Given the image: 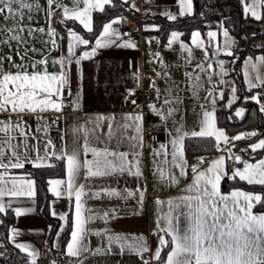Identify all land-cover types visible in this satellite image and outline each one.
I'll return each mask as SVG.
<instances>
[{
  "label": "crops",
  "instance_id": "0c3cea01",
  "mask_svg": "<svg viewBox=\"0 0 264 264\" xmlns=\"http://www.w3.org/2000/svg\"><path fill=\"white\" fill-rule=\"evenodd\" d=\"M28 2L32 3L33 7L31 10L24 9V17L22 21L20 20L19 15L16 16L15 20L9 19L7 21L4 20L3 16H0V27L13 28L21 22L25 26V30L19 33L22 37L21 41L10 40L9 37L13 34L12 32L0 34V58H3L2 62H0V72L15 73L18 69L13 65L23 64L26 66L29 73L33 71H42L45 67L48 73H59L60 64L54 63L53 61H57L60 57H67L68 55V44L70 39L68 29L72 28L77 34L89 41L91 40V36L89 35L90 32H88L79 21L73 19L65 18V23H60L59 21L62 18V10L55 8H53L55 16L49 24L47 22L45 12V9L48 8L47 0H28ZM63 3L69 8L72 7L71 0H63ZM246 3L251 6L253 4V0H246ZM37 4L39 5V8L36 7ZM132 4H134L135 8L139 9V11L133 9ZM13 7H16V5L14 4ZM82 7L83 5H81V8ZM129 7L136 14V17L141 19L143 34L136 38L123 37L121 35L122 39L118 41V43L131 40L137 45V47H116L115 45H111L105 48H99L91 59L83 60L80 65H76L75 63L70 64L67 71L68 84L63 87L60 98L63 100L67 96L68 88L72 87L75 92V97L77 93H79L80 106L76 110H74L73 105L70 109H65V105L63 103L62 111H64V114L60 124H55L53 122L58 113H54L52 111L41 113L43 119H37V116L34 114L24 115L23 119L28 126L25 129L28 134V147L26 150L27 158L34 160L37 155H45V146L48 141H51V145L47 148L49 157H51L52 152L59 155L62 149L72 145L73 140L77 135L81 137L79 143L83 145V137L85 135L83 130L85 128L89 130V138H92L91 129L94 127V120L96 117H114V120L111 121L113 124L112 139L109 140L107 137L109 121H102L100 122L101 127L96 129V132L101 136V140L100 142H96L93 139V146L102 149L105 147L104 141H108L107 147L110 150H116L117 141H120L119 151L141 152L140 160L142 162L144 178L138 179L132 175L124 173L117 176L91 177L87 180L81 177L78 180L79 184L85 185L84 194L82 195L83 207L85 209L92 210L91 213L85 212L84 216L92 215L94 217L84 225L87 230L85 243H87L90 250H95L97 247H108L107 235L109 234H120L124 240L127 241V244L133 245L139 243L138 240H133V237L138 238L143 236L146 238L149 248V251L143 254V259L150 260L156 247L158 246V236L154 234L157 228V217L162 216L168 211L167 204L156 205L154 202L155 199L160 198L167 201L169 198L182 195L180 190L192 180L193 174L191 172V166L196 164L199 158H203L204 162L200 166V169L204 170L211 165L213 160L217 159L220 155H225V169L230 173L233 168L242 169L243 164L229 160V153L224 151V149L231 148V153L234 155H237L240 151H242V149H247L251 152L252 150L249 145L245 148L236 147V140L234 144L235 147H232L231 145L224 149L220 148L221 150L218 151L215 146L214 151L210 153H195L187 155L184 146V158L187 160L188 165L187 177H180V169L171 168L170 165L163 166L165 168H170L172 173L179 177L178 185L169 186L165 183H161L156 177H154L153 173L156 167L154 161L160 162L164 159L163 155L154 156V150L160 151L161 153H168L167 159L168 161H171V152L173 151V147L170 141L177 136V129H181V133H188V135L184 138V145L186 137L191 136L193 131H200L204 111H214L215 127L216 129L223 130L227 137H235L240 135V133L232 136L224 127H221L217 123L216 111L221 103V100L224 98L226 90V83L220 85L222 80L220 73H212V83L217 85V83L219 84L220 82V84L218 87H215V90L212 92L213 95L210 98L202 100L188 98L185 91L188 86V81L185 80L182 81V83L177 82L174 87L169 86L170 84H173L171 82L167 83L164 76L165 73L162 71L165 66L164 63L166 62H164L163 55H168V50L166 49L167 43L162 45L158 41L155 48L150 47V41L152 37L155 36V34L150 31L157 29V27L154 26H158L157 23L153 21L154 18L158 16L166 17L162 14L166 11L176 14L177 17L180 16L179 0H130ZM263 7L264 6L261 5H255L257 14L262 15ZM96 11L99 10L95 9L91 13L92 28H94V13ZM192 11L193 0L191 12ZM121 16L122 15L115 16L105 23H108L111 20H120ZM115 24H113L112 27L117 29ZM28 27L33 29L44 28L45 32L42 33L35 31L32 35H29L27 31ZM49 27L55 29V32L57 33L56 36L49 37L47 34V29ZM223 29L225 28L222 27L221 29L208 30V32H217L216 38L211 43H209L207 34L203 35L199 30H193L187 38L189 47L190 43L192 45V47H190L191 49H188V52L192 53L195 52V50L198 51L200 48H205L206 54L210 58L214 57L213 53L217 51V48L223 49L226 43V38L223 36ZM173 30L179 31L178 33L182 34L179 35V37H183L182 30L174 28L171 31ZM101 31L102 28L100 32ZM193 32H199L201 34L200 37H198V40L201 42L200 47H197L196 43L193 42ZM99 33L96 37L99 36ZM170 33L166 39L167 42L171 36ZM96 37L93 42L89 43V45L78 46L75 50V55L80 56L83 51H90L95 45ZM229 37H231L233 41L230 42L232 50L234 38L230 33ZM52 40L56 41L55 45L52 44ZM161 50H164L163 54ZM17 52H19V55ZM155 53H159L158 58L154 55ZM9 56L12 58L11 61L7 59ZM260 56H264V53L247 55L242 61L243 78L245 85L248 88V83L245 80L244 62L249 57H252V62L256 63V58ZM21 57H23V59H21ZM220 57H223L225 61L229 63V59L223 51H220L219 54L212 59L217 60ZM42 60L46 61V64L37 63ZM33 64L36 65L35 68L32 67ZM184 68H181L183 71L185 70L184 72L182 71L183 75L181 76L184 77V75H186V78H188L187 68ZM225 69H227V65L225 66ZM137 71L141 75V79L139 81L133 77V73ZM247 71L253 77V83H256L254 79L256 75L255 70L249 66ZM259 71L261 75H264V66H259ZM158 73L160 75H157ZM223 78V81H226V75H224ZM153 82L155 83V89L159 90V92H157L159 96L158 101H147L146 103H141L139 106L129 110L124 108L125 95L129 89L150 88L153 87ZM138 84L139 86H137ZM221 92L223 93L222 97L220 95ZM254 96L258 97L260 107L264 105V92L261 95L256 93ZM53 99L55 100L57 97L54 96ZM213 99L216 101L215 104L212 103ZM165 100L169 103L166 104ZM149 105H155L156 111L150 109ZM143 106L147 109L151 120L154 122L155 129L159 134V140L156 143L148 145L146 143L143 130V147L133 149L132 145L135 144V141H129L126 137L136 134L134 128L129 127L125 130L123 127L119 126L125 123L122 119L125 115L140 114L143 118L141 124L144 129L145 117ZM169 109L173 110L172 115L170 116L167 115ZM16 119L17 117L14 113L0 112V121H16ZM38 128L40 131H37ZM77 129H80L79 133H77ZM14 134L17 138L16 140H13V143L17 144L22 138L19 136L18 132ZM0 135H2V133H0ZM33 136H35V139L32 138ZM213 138L215 140V137ZM258 141L259 140L251 144L257 143ZM220 142H223V140ZM161 144L165 145L163 149L160 148ZM17 151L20 154V159L24 160L25 149L21 147ZM10 154V151L7 150V147L5 146L4 163H8V157ZM262 156L264 157V154ZM83 158L91 160L92 155L89 153ZM128 159L132 160V155H130ZM256 161H258V158L254 159V157H252L249 162L255 163ZM47 162L56 164V162L62 161L49 158ZM27 166H30V168L34 167L32 164L26 162L23 168H9L7 170V177L5 178L7 181L6 184H0V186L5 187L6 189H11L13 187L12 178H15L17 181L15 190L28 192L29 188L26 181L31 179L35 182L34 188L32 189L34 191L33 196L22 195L18 197H4V202L6 204L9 200H12L13 203L11 209H8L4 214H0V220L3 221V217L7 213L13 214L14 221L10 224L9 230L12 227H15L19 230L20 234L15 236L13 242L9 239L11 233L8 230L6 240H4L1 236L0 243L11 246L28 258L31 257L27 255V252L16 248L15 243L31 245L32 249H35L36 251H38L41 247L46 246L54 254L63 253L66 250L67 242L70 240L71 221L75 211V194L73 193L72 198L69 199L67 191L65 190L66 185H50L49 181L66 180L64 164L63 170H61L58 174L50 176L48 180L49 189L50 187H54L57 191L62 193L58 198L49 190L51 197L47 205L48 214L53 218L54 223L48 222L40 213L36 180L28 171ZM4 171V169H0V173ZM223 179L221 180L219 186L222 193L227 194L233 189H241L245 192L262 195L259 191L241 187H235L228 191H224L222 189ZM138 188L147 189L143 209H141L138 205L137 197L134 196L127 200L122 198L126 195L125 189L135 192ZM104 189H114L120 193V196H109L105 193ZM96 193H99V196L95 195ZM258 204L259 203L255 204L252 212L255 214H264V210L258 208ZM17 207L24 209L32 208L34 211L26 212L17 217L14 212V209ZM113 210H115V212H113ZM53 211L58 215L62 213L68 214V224L65 226V229L60 234L59 238H57L56 233L59 231L60 225L64 222L58 219V215L54 217L51 214ZM104 212L109 213L107 220L101 218L103 217ZM134 213H139V215ZM113 215L115 218H112ZM49 225H51V229H49ZM105 229L109 230L107 234H105ZM97 232L101 233V235H96ZM166 239H169V237H166ZM124 240H122L121 243H123ZM55 243L59 244V248L53 247ZM32 249H29V251ZM165 250L166 249L162 250L161 255L166 257L168 249L164 253ZM70 258L73 264H81V261H83V264H142L141 256L129 251L127 248H125L124 252L121 253L120 244L118 243H113L111 245V252L92 254V251H90L79 257L70 256Z\"/></svg>",
  "mask_w": 264,
  "mask_h": 264
},
{
  "label": "snow or ice",
  "instance_id": "6c2138e0",
  "mask_svg": "<svg viewBox=\"0 0 264 264\" xmlns=\"http://www.w3.org/2000/svg\"><path fill=\"white\" fill-rule=\"evenodd\" d=\"M130 0H123L124 4H128ZM244 5L245 16L249 14L256 20L262 19L261 15L257 14L255 5L264 6V0H253V4L250 6L246 3V0H241ZM16 7H13V5ZM72 7L69 8L63 3V0H47L48 8L45 9L47 22L50 24L55 16V9L62 10V18L60 23H65V18L79 21L88 32H92L91 26V13L93 10L98 9L101 12L105 11V5L112 6L113 0H71ZM81 5L83 7L81 8ZM180 12L179 15L191 14L192 0H179ZM33 7L32 3L28 0H0V16H3L4 20H15L19 15L20 20H23L24 9ZM39 8V5H36ZM132 8L136 11L132 4ZM169 20H176L177 15L170 12L162 13ZM30 18V17H29ZM119 20H111L108 23H104L102 31L95 39V45L90 51H83L80 56L75 55V50L80 45H89L90 41L77 34L72 28L68 29L69 44L67 57H60L59 60L53 61L60 64L59 73H48L46 67L42 71H33L29 73L26 66L13 65L18 70L15 73L0 72V112H10L16 114V121H0V169L5 171L0 173V184H6L7 170L9 168L19 169L23 168L24 164L30 163L35 168L54 167L52 163H48V159H54L62 161L66 172V180H50V185H66V191L69 199L75 194V211L71 221L70 240L67 242L65 255L79 257L84 253L92 251V254H100L101 252H111V245L113 243L120 244L121 253L125 248L129 251L141 256L142 264H151L150 260L143 259V254L149 251L146 238L143 236L133 237V240H138V244H127L120 234L107 235L108 247H97L95 250H90L85 238L87 236V230L84 225L92 220V215L84 216L85 212L91 213V209H85L83 207L82 195L84 194L85 185L79 184L78 180L83 177L88 179L91 177H105V176H117L127 173L138 179L144 178V172L142 169V162L140 160L141 152H125L119 151V143L117 141L116 150H110L107 147L108 141H104V148H97L93 146V139L96 142H100L101 136L96 132V129L101 127L102 121H109L107 137L112 139L113 137V124L114 117H96L94 120V127L91 129V137L89 138V130L84 129V143L81 145L79 135L73 140L70 147L62 149L58 155L55 152L51 153L49 157L47 148L51 145V141L45 146V155H37L36 158H27L28 147V134L26 132V122L24 121V115H36L37 119H43L41 113L52 111L54 113L62 112L63 100L60 98L62 89L68 84V66L72 63L80 65L83 60L91 59L99 48H105L111 45L116 47H131L136 48L137 45L131 41H123L118 43L122 39L121 33L112 27L113 24L119 23ZM158 27V26H154ZM222 27V25H221ZM25 30V26L21 22L13 28L0 27V34L6 32H12L9 37L10 40L21 41L22 37L20 32ZM147 30V29H146ZM28 34L32 35L35 31L45 32L44 28L33 29L27 28ZM49 37L56 36L54 28L49 27L47 29ZM182 35L181 33L172 32L168 46L170 47L176 38ZM199 32L192 33L193 42L197 47L201 46V42L198 40L200 37ZM209 43H211L217 36V32L209 31L207 33ZM223 36L226 38V43L223 49L217 48V51L213 55H218L220 51H223L226 56H233V52L230 47L232 38L229 37L227 29H223ZM53 45L56 44L55 40L51 41ZM151 42V41H150ZM181 47H186L183 43ZM34 51V49H33ZM19 55V52H17ZM157 58L159 53L154 54ZM3 58H0L2 62ZM11 61V56L7 57ZM23 59V57H21ZM256 63L252 62V57L245 60V80L248 83L249 90L258 87H264V75H261L259 66H264V56L256 58ZM39 64H46V61L42 60L37 62ZM131 63V62H130ZM225 61L219 60L218 66L220 67V75H227V70L224 68ZM35 64L32 65L35 68ZM249 66L255 70L256 75L254 77L256 83H253V77L249 74L247 69ZM203 71H207L212 68V64H207V69H204L202 65H197ZM157 75H160L159 73ZM190 76V74H188ZM134 79L139 81L141 79L140 73L137 71L133 73ZM198 79V78H197ZM212 81V76L209 75V82ZM221 83H227L221 80ZM139 86V84L137 85ZM153 88L155 89V83L153 82ZM159 92L158 89H156ZM232 93L236 92L235 86L231 88ZM135 90L129 89L127 97L134 95ZM71 94V93H70ZM209 95H212L210 91ZM221 97L223 93H220ZM57 99H53V97ZM252 100L259 103L257 96H252ZM135 101H133L134 103ZM215 99L212 103L215 104ZM165 103H169L165 100ZM234 100H230L228 107H231ZM80 106V96L77 93L73 100L74 110ZM149 108L156 111L155 105H149ZM264 112V105L260 109ZM172 109H169L167 115H172ZM244 109H239L236 112L237 116H242ZM160 114V113H157ZM58 120L59 117L57 116ZM122 119L125 121L123 127L125 130L129 127L134 128L135 135L126 137L129 141H135L132 145L133 149L143 147V127L141 124L142 115L140 114H127ZM55 122V121H53ZM202 126L200 131H193L191 136L193 137H215L216 148L220 151V141L227 145L230 140H240L247 136L256 135L255 132L248 134H241L235 137H227L223 130L216 129L214 123V111H204ZM37 131H40L38 128ZM77 133L80 129L76 130ZM19 134L22 138L17 144L13 143L16 140V135ZM188 133H181V129H177V136L173 138L170 143L172 144L173 151L171 152V161H168V153H161L154 150V156H164V159L160 162L154 161L156 164L154 170V177H156L161 183H165L169 186H176L179 184V177L174 175L170 168H165L163 165H170L171 168H179L180 177H187V160L184 158V145L183 141ZM35 139V136L32 137ZM5 146L10 151L8 157V163H4L5 159ZM23 147L25 149V159H20V154L17 151ZM165 145L161 144L160 148L163 149ZM232 147H235L233 144ZM252 152H256L258 149H264V139H260L257 143L249 145ZM229 153L228 159L237 163H242L243 168H233L231 172L225 169V155H220L217 159L211 162V165L204 170L200 169L203 164V158H199L197 163L191 166V172L193 174L190 183L186 184L180 191L182 195L169 198L167 201L160 198L155 199L156 205L168 206V211L162 216H158L156 220V234L158 236V246L156 247L152 260L158 262V264H264V214H255L252 212L256 203L264 204V196L260 194H254L252 192H245L241 189H233L230 193H222L220 191V182L223 178L227 177L230 180H238L246 182L248 185H260L264 186V158L259 159L255 163L243 160L241 156L231 153V148L224 149ZM247 151V149H242ZM89 153L92 155V159H84ZM132 155V160L128 157ZM16 179L12 178L13 187L6 189L0 186V214H4L8 209L12 208V200H9L7 204L4 202L5 196L18 197L22 195L33 196L34 181L28 179L26 181L29 191H17L15 190ZM58 198L61 196V192L56 188L50 187L49 189ZM105 193L109 196H120V193L114 189H104ZM126 195L122 198L127 200L131 197H137V203L143 209L146 200V188H138L135 192L125 189ZM95 195L99 196V193ZM34 211L32 208H20L14 209L17 217L23 215L26 212ZM115 212V210H113ZM54 217L58 214L54 211L51 213ZM139 215V213H134ZM109 217L108 212H104L103 219L107 220ZM112 218H115L113 215ZM58 219L64 223L60 225L59 231L56 235L59 238L60 234L64 231L65 226L68 224V214L62 213L58 215ZM163 222V223H162ZM0 224L3 221L0 220ZM51 229V225H49ZM10 240L14 242L15 236L20 234L19 230L12 227L10 230ZM109 232L105 229V234ZM96 235H101L97 232ZM169 237V239H166ZM124 240L123 243L121 241ZM15 247L21 251L27 252V255L31 257L30 264H36L38 251L32 249L31 245L15 243ZM53 247L59 248V244L55 243ZM29 249H32L29 251ZM163 249H168L166 257L161 255ZM52 264H56L53 260ZM83 264V261H81Z\"/></svg>",
  "mask_w": 264,
  "mask_h": 264
},
{
  "label": "trees",
  "instance_id": "16d2710c",
  "mask_svg": "<svg viewBox=\"0 0 264 264\" xmlns=\"http://www.w3.org/2000/svg\"><path fill=\"white\" fill-rule=\"evenodd\" d=\"M118 15H126L132 18L136 14L131 10L128 4H124L123 0H113L112 6L106 5L105 11H96L94 13V28L89 33L91 36L90 42L100 32L102 25L108 20ZM262 19L256 20L251 15L245 16L244 5L241 0H193V11L191 14L178 16L176 20H169L166 17L158 16L154 18L157 23V29L151 30L157 37L160 44H165L170 31L178 28L183 31V37L188 38L193 30H199L203 35H206L210 29H221L224 27L234 38L232 47L233 56H227L229 59L226 79H232L237 92V99L228 107L226 103L227 87L224 98L216 111V120L218 125L224 127L230 135L240 133H253L256 135L250 136L249 139L236 140V147L245 148L251 143L264 139V112L260 109V104L251 97L256 93L261 95L264 92V87L249 88L245 85L242 73V61L247 55L264 53V7L261 15ZM222 25V27H221ZM244 109L242 116H237L236 112ZM216 141L213 137H193L188 136L185 139V150L187 155L195 153H210L214 151ZM254 159L261 157L264 154V149H258L252 152ZM54 167L35 168L28 167V171L34 176L37 185V197L40 205L41 215L50 223H54L53 218L48 214V201L51 197L48 180L49 177L58 174L63 170L62 162H56ZM235 187H241L249 190H256L264 196V186L248 185L246 182L230 180L225 177L222 181V189L228 191ZM258 208L264 210V204H258ZM14 221L13 214L7 213L3 217L1 225V236L6 240V234L10 224ZM7 243V242H6ZM9 244V243H7ZM11 247V246H10ZM12 256L15 260L26 258V256L14 248H12ZM167 249L164 251V253Z\"/></svg>",
  "mask_w": 264,
  "mask_h": 264
},
{
  "label": "built area",
  "instance_id": "2783aa9c",
  "mask_svg": "<svg viewBox=\"0 0 264 264\" xmlns=\"http://www.w3.org/2000/svg\"><path fill=\"white\" fill-rule=\"evenodd\" d=\"M119 23H116L115 26L123 37L136 38L143 34V26L140 18H132L128 16H121ZM158 39L156 36L152 37L150 42V47L155 48L157 46ZM135 90L134 95L127 97V93L125 95V109H132L136 106H139L141 103H146L147 101H158L159 96L153 87L150 88H133ZM71 93V94H70ZM75 98V92L72 87H69L67 90V96L63 99V103L65 105V109H70L73 105V100ZM133 101H135L133 103ZM144 112V136L146 143L153 144L159 140V134L155 129L154 122L151 120L149 116V112L143 106ZM64 111L59 112L53 121L55 124H60L63 119ZM59 117L57 120L56 117ZM248 134V133H245ZM250 136L245 135V139H249ZM235 144V141L230 140L229 144H225L224 142H220V148L224 149L231 145ZM237 155L241 156L243 160L250 161L253 157V154L250 150L240 151ZM1 225H0V237H1ZM38 257L36 260V264H52V261L55 260L56 264H73L70 256L65 255V252L54 254L50 251V249L46 246L41 247L38 250ZM31 258H19L15 260L12 256V249L10 246L0 243V264H30ZM151 264H158V262L150 259Z\"/></svg>",
  "mask_w": 264,
  "mask_h": 264
},
{
  "label": "rangeland",
  "instance_id": "374dc122",
  "mask_svg": "<svg viewBox=\"0 0 264 264\" xmlns=\"http://www.w3.org/2000/svg\"><path fill=\"white\" fill-rule=\"evenodd\" d=\"M172 32H179L177 30H173ZM170 33V34H171ZM182 36H178L176 38V40L172 43V45L169 47L168 46V42L166 41V49L168 50V55L164 54L163 58H164V69L162 70L165 74V78L167 83H172L173 85H169V86H175V83L179 82L182 83V81H188V86L186 87V93H187V97L188 98H192V99H207L210 98L212 95H209L210 91L213 92L215 90V87H218L219 84L217 83V85H214L211 82H209V75H211L213 77L214 72L220 73V67L218 66V61L219 60H224L225 59L223 57H220L217 60H213L212 58L214 57H209L206 54V50L204 49H199L198 51L195 50V52L189 53L188 49H191L190 47H192L191 43H190V47H189V42L187 39L183 38V41L181 39ZM183 44L186 46L184 48L181 47V44ZM188 44V45H186ZM162 54L164 53V50H161ZM168 56V57H167ZM183 58V59H182ZM211 63L212 64V68L211 71L210 69H208L207 71H203L201 68L197 67V65H202L204 69H207V64ZM227 65L228 68V63L225 61L224 64V68ZM187 68V75L190 74V76L188 75V78H186V75H184V77H182L181 75H183V71L181 68ZM184 68V69H185ZM227 70V69H226ZM183 71V72H182ZM210 71V72H209ZM162 72V73H163ZM186 74V72H185ZM219 75V74H218ZM219 77V76H218ZM221 77V76H220ZM224 76H222V80ZM198 78V79H197ZM227 83H226V87H227V95H226V103L229 104L230 100H236L237 99V92H235L234 94L231 91V88L234 85V82L232 79H226ZM220 85H223V83H221ZM223 91V90H222ZM242 108V105L239 106V109ZM264 158L259 157V159Z\"/></svg>",
  "mask_w": 264,
  "mask_h": 264
}]
</instances>
